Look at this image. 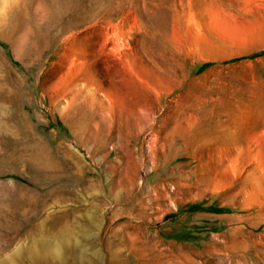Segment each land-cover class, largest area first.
<instances>
[{
	"label": "rangeland",
	"instance_id": "1",
	"mask_svg": "<svg viewBox=\"0 0 264 264\" xmlns=\"http://www.w3.org/2000/svg\"><path fill=\"white\" fill-rule=\"evenodd\" d=\"M186 257L264 264V0H0V264Z\"/></svg>",
	"mask_w": 264,
	"mask_h": 264
},
{
	"label": "bare ground",
	"instance_id": "2",
	"mask_svg": "<svg viewBox=\"0 0 264 264\" xmlns=\"http://www.w3.org/2000/svg\"><path fill=\"white\" fill-rule=\"evenodd\" d=\"M109 35V34H108ZM109 41H110V44H109V46H106L107 45V43H109ZM116 43H117V38L112 34H110V36H107V35H105V39H103V41H102V45L104 46V48H106V49H112V47H115L116 46ZM103 48V47H102ZM173 86H176V84L175 85H173ZM180 86V85H179ZM141 107V106H140ZM197 254V253H196ZM188 255V254H187ZM184 258V257H183ZM185 261H186V263H184V262H182V263H180V264H187V263H192V264H196L195 262H194V259L193 258H189V257H186L185 258ZM181 262V261H180Z\"/></svg>",
	"mask_w": 264,
	"mask_h": 264
}]
</instances>
